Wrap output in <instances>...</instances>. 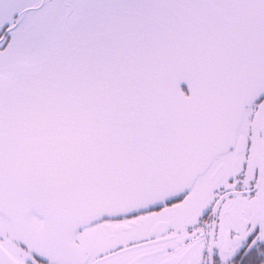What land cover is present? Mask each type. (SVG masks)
Returning <instances> with one entry per match:
<instances>
[{
	"label": "snow or ice",
	"instance_id": "obj_1",
	"mask_svg": "<svg viewBox=\"0 0 264 264\" xmlns=\"http://www.w3.org/2000/svg\"><path fill=\"white\" fill-rule=\"evenodd\" d=\"M0 264H264V0H0Z\"/></svg>",
	"mask_w": 264,
	"mask_h": 264
}]
</instances>
